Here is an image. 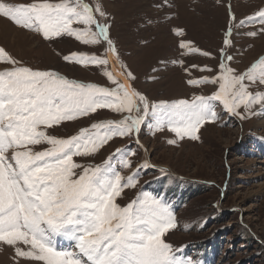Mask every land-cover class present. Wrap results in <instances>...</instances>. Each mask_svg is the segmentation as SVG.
I'll return each mask as SVG.
<instances>
[{"label": "snow or ice", "instance_id": "6c2138e0", "mask_svg": "<svg viewBox=\"0 0 264 264\" xmlns=\"http://www.w3.org/2000/svg\"><path fill=\"white\" fill-rule=\"evenodd\" d=\"M97 14L107 16L99 0L94 5L85 0H37L19 6L0 2V17L46 41L68 36L86 46L106 42L103 56L78 52L64 59L100 68L112 85L83 83L56 71L24 66L0 47V63L11 66L0 71V242L13 247L16 256L42 264H192L176 257L172 245L163 239L177 222L162 199L144 192L124 207L117 203L125 189L139 183L138 172L125 177L115 167L117 162L132 167L127 153L117 149L95 165L77 163L74 158L94 156L115 137L136 134L139 142L150 112L157 131L167 127L181 140H199L200 129L218 119L214 102L241 119L255 114L256 105L264 107V92L253 94L249 88L264 85V58L239 73L222 62L218 75L188 81L194 87L218 85L211 96L150 104L146 95L132 87L136 77L120 61L109 38V25L102 24ZM257 17L264 23V11ZM231 19L236 20L234 14ZM260 32L264 33V27ZM175 34L182 37L184 32L176 29ZM231 35L229 29L225 41L229 47ZM250 35L255 37L257 32ZM180 48L185 54L210 55L193 48L190 41H181ZM102 109L124 118L92 123L68 138L47 132ZM42 144L48 147L36 150ZM58 238L72 243L59 247Z\"/></svg>", "mask_w": 264, "mask_h": 264}, {"label": "rangeland", "instance_id": "374dc122", "mask_svg": "<svg viewBox=\"0 0 264 264\" xmlns=\"http://www.w3.org/2000/svg\"><path fill=\"white\" fill-rule=\"evenodd\" d=\"M0 2L19 6L37 0ZM85 2L94 5L97 0ZM99 3L107 16L100 18L97 14V18L109 25V38L120 61L136 77L131 81L132 87L146 95L150 104L211 96L218 85L194 87L188 81L218 75L222 62L239 73L264 58V33L260 32L264 23L257 17L258 12L264 11V0H99ZM233 14L235 21L231 19ZM240 21L244 25L238 26ZM5 24L7 33L3 31ZM176 29H182L184 35L177 36ZM229 29L230 47L225 43ZM253 31L257 32L255 37L250 35ZM181 41H190L193 48L210 55L185 54L180 48ZM0 47L24 66L112 87L100 68L83 67L64 59L78 52L103 56L106 42L86 46L68 36L46 41L39 34L0 17ZM228 55L233 57L232 61L224 59ZM9 67L0 63V71ZM205 67L212 71L198 70ZM249 91L264 92V85H251ZM214 104L218 119L200 129L199 140L188 137L181 140L167 127L157 131L156 118L150 112L138 134L139 142L136 134L115 137L94 156L74 159L77 163L95 165L103 163L117 149L127 153L132 167L124 168L118 162L115 167L125 177L138 172L139 183L135 188L125 189L117 203L124 207L144 192L162 199L177 222V227L163 237L172 245L176 257L192 264H264V107L256 105L255 114H246L247 118L241 119L226 112L219 102ZM240 111L245 113L243 108ZM123 118L122 114L102 109L47 132L57 138H68L92 123ZM172 140L176 143H170ZM35 147L43 150L48 145ZM70 243L58 238L59 247L66 248ZM0 264L42 262L18 257L13 247L0 242Z\"/></svg>", "mask_w": 264, "mask_h": 264}, {"label": "bare ground", "instance_id": "6f19581e", "mask_svg": "<svg viewBox=\"0 0 264 264\" xmlns=\"http://www.w3.org/2000/svg\"><path fill=\"white\" fill-rule=\"evenodd\" d=\"M1 25H2V24H1ZM6 26H7V28H8V25H7V24L4 25V28H5ZM2 28H3V27H2ZM7 28H5V29L3 30L4 33H7V31H6ZM9 28H10V27H9ZM11 29H12V28H10V30H11ZM29 261H30V260H29Z\"/></svg>", "mask_w": 264, "mask_h": 264}]
</instances>
